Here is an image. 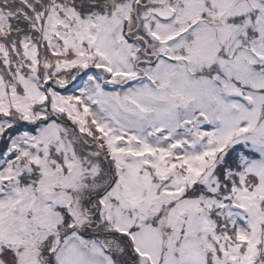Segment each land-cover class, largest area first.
I'll use <instances>...</instances> for the list:
<instances>
[{
    "label": "snow or ice",
    "instance_id": "snow-or-ice-1",
    "mask_svg": "<svg viewBox=\"0 0 264 264\" xmlns=\"http://www.w3.org/2000/svg\"><path fill=\"white\" fill-rule=\"evenodd\" d=\"M0 264H264V0H0Z\"/></svg>",
    "mask_w": 264,
    "mask_h": 264
}]
</instances>
